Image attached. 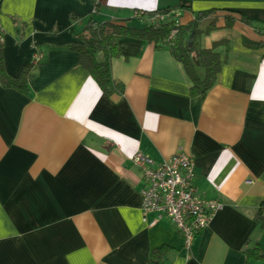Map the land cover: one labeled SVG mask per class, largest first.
Wrapping results in <instances>:
<instances>
[{
    "label": "crops",
    "instance_id": "1",
    "mask_svg": "<svg viewBox=\"0 0 264 264\" xmlns=\"http://www.w3.org/2000/svg\"><path fill=\"white\" fill-rule=\"evenodd\" d=\"M140 10H175L180 26L204 15L195 42L224 61L204 99L145 40H117L120 97L79 67L71 48L89 20L141 29L127 24ZM0 25L4 75H32L26 94L0 83V264H146L162 246L163 264H264L249 257L264 252V0H0ZM178 153L220 204L188 251L168 219L141 211L132 163Z\"/></svg>",
    "mask_w": 264,
    "mask_h": 264
},
{
    "label": "trees",
    "instance_id": "2",
    "mask_svg": "<svg viewBox=\"0 0 264 264\" xmlns=\"http://www.w3.org/2000/svg\"><path fill=\"white\" fill-rule=\"evenodd\" d=\"M174 11L175 10L158 11L148 16L167 14ZM202 18H204V15H198L194 23L176 28L174 38L169 41H167L168 35L170 31L174 29L173 22H167L153 27L146 23L147 19L135 20L131 18L134 21L144 22L141 29H131L127 26H119L112 21L97 23L93 20H89L82 31L76 35V39L81 45H74L71 49L78 54L79 67L87 72L101 93L108 98L114 95L120 97L123 94L124 87L122 84L113 80L111 76V61L119 55L117 40L122 37L145 40L152 43L155 50L168 51L171 57L182 66L190 81V96L204 99L209 90L215 85L224 61L219 53L214 50L215 47L210 50H203L195 45L196 37L203 34V32L198 30L197 26L198 21ZM191 32L194 33V36L189 42V35ZM243 45L249 48L255 46L259 47V45L254 46L247 42H243ZM31 77L30 71H23L16 79L8 78L4 75L0 45L1 85L3 87L15 89L22 94H26L27 81L31 79ZM256 221L264 231V213L260 210L256 215ZM168 249L169 248L166 246L153 249L149 254L146 264H163L165 253ZM249 257H253L264 263V252L261 255L253 253L250 254Z\"/></svg>",
    "mask_w": 264,
    "mask_h": 264
},
{
    "label": "built area",
    "instance_id": "3",
    "mask_svg": "<svg viewBox=\"0 0 264 264\" xmlns=\"http://www.w3.org/2000/svg\"><path fill=\"white\" fill-rule=\"evenodd\" d=\"M149 14L151 13L135 11L131 18L147 19L146 23L153 27L173 22L174 29L170 31L167 41L172 40L176 28L180 26V13L174 11L148 16ZM2 35L0 25V43ZM41 59L42 55H35L33 64ZM132 163L140 170L143 183L139 192L141 211L143 214H155L157 221L168 219L181 236L184 250L188 251L194 237L206 230L211 216L220 208L218 202L204 201L198 195L193 185L195 171L191 158L178 153L167 161L154 165L145 157L135 154Z\"/></svg>",
    "mask_w": 264,
    "mask_h": 264
},
{
    "label": "rangeland",
    "instance_id": "4",
    "mask_svg": "<svg viewBox=\"0 0 264 264\" xmlns=\"http://www.w3.org/2000/svg\"><path fill=\"white\" fill-rule=\"evenodd\" d=\"M134 22L135 21H133V22L132 21L131 22L130 21H127V24L129 26V24L131 23V26H133V27H140V28L143 27L142 24H137V23H134ZM200 28H202V26ZM195 44L198 47V40L195 42ZM163 223H167L166 220L163 219Z\"/></svg>",
    "mask_w": 264,
    "mask_h": 264
},
{
    "label": "water",
    "instance_id": "5",
    "mask_svg": "<svg viewBox=\"0 0 264 264\" xmlns=\"http://www.w3.org/2000/svg\"><path fill=\"white\" fill-rule=\"evenodd\" d=\"M193 36H194V33L191 32L190 35H189V42L192 40Z\"/></svg>",
    "mask_w": 264,
    "mask_h": 264
}]
</instances>
